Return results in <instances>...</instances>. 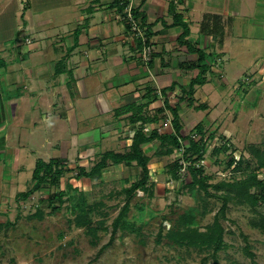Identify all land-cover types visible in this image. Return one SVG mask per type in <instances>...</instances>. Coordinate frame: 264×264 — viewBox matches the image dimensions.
Here are the masks:
<instances>
[{
    "label": "rangeland",
    "instance_id": "1",
    "mask_svg": "<svg viewBox=\"0 0 264 264\" xmlns=\"http://www.w3.org/2000/svg\"><path fill=\"white\" fill-rule=\"evenodd\" d=\"M83 1L74 5L73 0H0V59L5 63L0 68V99L5 106V117L0 118V264H214L209 248L197 245L189 247L186 244L188 241H181L183 245H178L164 237L175 226L178 216L189 208L200 212L204 206L205 213L196 217L197 224L186 228L193 233H208L221 203L211 197L205 203L199 202L186 188L182 189L190 182L185 170L181 169L178 178H173L166 169L182 156V150L158 157L154 154L160 145L158 140L141 147L150 158L147 189L151 191V196L149 192L137 191L130 199L126 220L135 232L118 231L111 245L97 257L100 248L108 243L112 223L125 203L126 193L123 189L136 181L139 169L134 163L129 167L109 166L102 171L99 179L91 180L77 179L75 167L88 170L106 151L125 152L131 144L132 130L139 123L128 124L126 118L131 112L118 117L111 112L109 115L98 113L94 96L110 88L108 78H98L90 70L86 71L83 81L88 97L72 102L67 94L69 90L66 91L64 87L54 86L52 93H47L46 89L50 87L47 83L50 73L47 71L51 72L50 69L38 68L35 73L37 78L33 79L31 68L35 66L32 67L30 59L34 52L37 54L33 58L36 62L38 58L49 62L58 55L61 56L59 60L62 59L67 52L64 32L69 31L74 14H79L86 0ZM116 1L117 10L113 19L125 31L124 23L118 22L116 14L126 4L122 5V0ZM132 2L135 4L137 0ZM248 7L250 10L246 17L233 18L223 29L222 42L207 39L204 43L196 34L187 37L190 42L197 41V45L199 43L213 56L206 83L194 87L192 106L178 100L182 94L177 86L185 85L196 75V71L179 67L191 65L196 56L187 53L177 40L173 44H165V65L168 64L169 68L165 67V80L160 82L161 85L159 82L156 84L154 78L158 62L152 68L146 65L149 61H140L148 80L141 79L137 89L135 86L138 84L133 82L132 85L123 86L122 89L126 90L120 95L123 97L120 106L137 102L138 106L143 107L142 113L153 116L162 108L163 98L147 105L146 101H140L146 92V85L152 83L151 88L157 90L176 83L166 95L172 107H180L182 136L189 134L198 124L203 125L206 138L213 134L212 139L205 141L202 161L195 164L201 165L203 175L209 178L207 186L232 180L230 172L233 166L227 167L230 154L235 161L242 158L254 163L250 147L264 151V0H250ZM108 12L104 10L103 14L108 17ZM48 20L52 25L45 24ZM221 25L223 28L222 22ZM138 26L141 36L146 39L145 26L141 22ZM57 28L63 33L58 38H52V42L49 36L57 33ZM39 31L45 37L42 40L36 37ZM127 34L135 45L136 38L140 36L134 37L128 31ZM152 36L153 31L148 40L151 54H155L160 51L161 43L158 41L156 46L153 45L156 40ZM56 61L54 59L48 65L55 66ZM57 67L61 69L63 66ZM92 70L99 75L107 72L105 65H97ZM113 87L116 88V85ZM39 88L40 93L37 91ZM77 90L79 88L76 89V86L72 89L75 94ZM17 91L23 94V100L7 101ZM24 92L38 94L24 96ZM67 104L75 107L76 125L58 117L63 108L68 109ZM201 104L206 105L205 110H196ZM80 110L83 116H79ZM171 120V114L166 112L164 118L144 126L143 131L170 133ZM104 123H108V126L100 131V125ZM86 129L93 130V133L83 132L81 135ZM225 144L229 151L213 156V148ZM85 145L88 146L84 148ZM181 145L186 147L187 142ZM56 158L64 159L68 170L60 178L59 184L36 191L26 200L18 199V193L25 192L35 184L31 175L36 162L48 163ZM235 178L239 179L240 176ZM258 178H264V171ZM57 192H64L65 195L60 210L53 212L46 201L39 200H45L49 194ZM208 192L215 194L212 188H208ZM68 195H73L75 200L69 202ZM81 198L86 205L93 207L90 220L91 226L97 227L94 235L76 226L75 216L66 211L71 203L80 202ZM37 207L43 210L42 218H30ZM260 210L264 211V204ZM251 218L248 206H228L225 219L218 221L223 229L224 243V248L217 253L218 264H253L243 252L245 241L254 255V264H264V234L249 226ZM159 231L163 234L160 239L157 237Z\"/></svg>",
    "mask_w": 264,
    "mask_h": 264
},
{
    "label": "trees",
    "instance_id": "2",
    "mask_svg": "<svg viewBox=\"0 0 264 264\" xmlns=\"http://www.w3.org/2000/svg\"><path fill=\"white\" fill-rule=\"evenodd\" d=\"M144 2V1H142ZM141 2V3H142ZM173 7L168 8V13L172 15V23L170 27H179L181 29V34L177 38V43L180 46H184L187 53L196 56V60L191 65L180 68H184L188 71H196L194 78L190 79L185 85L177 86L181 91V96L178 98L181 102H187L188 106H192L194 87H200L206 83V75L209 72L210 65L209 62L213 60L212 54L206 52V49L197 48L196 42H190L187 37L189 36V26L187 23L182 21L180 15L175 14ZM139 8H135L133 11L134 17L140 19L141 25L145 26L146 30L144 35L146 36L145 42H142L140 38L135 40V49L137 52L142 51L144 46H149L148 38L151 36V28L153 24H147L146 18L143 13L138 11ZM212 22V24H210ZM127 29V27H126ZM127 32V30H126ZM200 33L207 36L211 40H219L222 42L223 28L220 19L216 16H207L205 20L200 25ZM18 36L14 38L16 41ZM212 45V44H211ZM155 54L150 55V60L146 64L148 67L152 66V58ZM208 60V63H206ZM5 63L0 59V68L3 67ZM63 66L61 69L58 67L54 68V76H59L65 73V66L60 61L56 66ZM5 67V66H4ZM69 85V84H68ZM67 85V86H68ZM176 86V83L171 84L167 88H162L158 91L152 89L150 86L146 88V92L143 95V99H146V105L152 103L156 99L163 98V106L158 109L153 116H149L146 113H142V106L136 104H129L117 108L114 111L115 117L122 115V113L131 112L130 116H127L126 120L128 124L134 125L139 123V126L132 130L133 135L130 138L131 144L127 147V150L123 153H115L113 151H106L101 154L99 160L94 161L95 163L86 170L83 167H75L76 178H88L91 180L99 179L102 171L109 166H131L132 163L139 169V176L130 186L123 189L126 193V199L124 205L121 207L117 217L111 226V237L108 243L100 248L97 257L111 245L115 234L120 231H131L135 232L134 229L130 228L126 220V213L128 211L130 199L134 196L137 191L149 192L148 195L151 196V191L147 189V184L149 181L148 175V163L150 158L144 154L142 150L143 145H149L154 141L158 140L160 145L155 151V155L158 157H163L170 155L174 150H182V156L174 160L173 163L166 166V169L173 178H178L179 171L181 169L185 170V174L189 176L190 182L182 186L186 188L189 194H191L197 201L205 203L207 199L214 198L218 200L221 204L218 208L216 214L214 215L213 227L208 233H193L191 230H187V226H194L197 224L196 217L202 216L205 213L206 207L199 212L195 208H189L186 213L178 216L175 226L172 227L168 233H165L164 237L178 245H183L181 241H188L186 244L189 247L204 246L209 248L211 251L210 257H212L214 264H218L217 253L224 248L223 243V229L219 224L220 219H225L226 211L229 205H235L240 207H249V211L252 214V218L249 220V226L257 229L262 234H264V211L260 210L261 205L264 204V178L259 179V174L264 171V151H259L254 147H250L249 151L254 157V163L249 160L239 159L235 161L233 156L230 154L227 161V167L233 166L230 172V181H221L215 185L207 186L206 181L209 179L203 175V168L197 162L202 161V154L205 151L206 140L212 139L213 134H209L206 138V133L203 129L202 124L196 125L186 136H182L181 131L183 130V124L181 122V117L179 114L180 107H172L167 100L166 92L172 91ZM17 91L13 96L7 98V101H12L18 97ZM143 104V105H145ZM4 103L0 99V118H4ZM206 105H200L196 110H205ZM166 112L171 114L172 120L170 122L171 132L161 134L157 130H150L148 133L143 131V127L156 123L159 119L164 118ZM3 120V119H2ZM1 120V121H2ZM187 142V146L184 147L181 144ZM226 143V142H225ZM183 147V148H182ZM229 151L228 147L225 145L213 148L212 154L217 157L219 154H225ZM227 158V157H226ZM182 161V163H180ZM68 171L66 169V164L64 159H51L48 163L43 161H37L33 169L31 180L35 183L34 186L25 192L17 194L18 199L26 200L34 192L41 189L50 188L59 184L60 178ZM236 176H240L236 179ZM153 186V185H151ZM208 188H212L215 194L208 192ZM219 193V194H217ZM48 195V194H47ZM65 195L64 192H57L49 194L48 197L40 199L39 201H46L47 205L52 208L53 212L59 211L62 204V197ZM75 197L73 195H68L67 199L72 202ZM57 206H54V204ZM95 205V204H94ZM87 208V209H86ZM67 209V208H66ZM93 207L85 204L84 200L81 198L80 202L71 203L70 207L66 210L69 211L71 215L75 216V225L79 228H84L87 233H95L97 227L93 228L90 220V213ZM43 215V210L39 207L36 208L35 212L30 216V218L41 219ZM184 227L185 229H181ZM94 235V234H93ZM163 234L161 231L158 232L157 237L162 238ZM246 239H244L245 241ZM197 245V246H196ZM243 252L252 261L254 255L250 251V247L245 241V246Z\"/></svg>",
    "mask_w": 264,
    "mask_h": 264
},
{
    "label": "crops",
    "instance_id": "3",
    "mask_svg": "<svg viewBox=\"0 0 264 264\" xmlns=\"http://www.w3.org/2000/svg\"><path fill=\"white\" fill-rule=\"evenodd\" d=\"M73 2L74 5L84 3L83 0H73ZM249 2L250 0H137V3H135L134 6L136 8L138 7L139 10L141 9L140 11L144 14L148 24H153V27L151 28L153 31L152 37L156 40L153 41V45L156 46L158 41L161 43L159 46L160 51L155 53V57L152 58L151 66L154 68L156 66V61L159 64L156 66L157 72L154 76L156 84L159 82V85H161L160 82L165 80V67L168 66L167 63V66L165 65V46L170 42H172L171 44L174 43L173 41L176 42L182 32L179 27H170L172 23V15L168 13L169 7H173L175 14L180 15L182 21L188 24L190 36L196 34L197 37H201V39L204 40V43H206L207 39L210 38L200 33L199 24L201 25L207 16L218 17L222 24H224V29L227 24L229 25V22H231L233 18L246 17V13L250 10V7H248ZM104 10L109 11L108 17L103 14ZM116 10V0H86L84 6L79 10V14H74V20L73 23L69 25V31L64 32L66 35L64 38L66 41L65 47L67 48L66 54L63 55L60 60L58 58L61 57L60 55L55 56L56 58H51L49 62H53L54 59L57 60L54 66L51 64L48 65V61L43 62L41 58H38V62H36L33 60L36 53H32L33 55L30 59L32 67H35L31 68L32 75L31 73L29 74L35 79L37 78L35 73L38 71V68L50 69L51 72L47 71V73H50L48 78L49 81H47V83L50 84V87L49 89H46L47 93H52L54 86L59 88L64 87L66 91L67 89L70 91H68L67 94L72 102L79 101L80 99L83 100L88 97L87 88L83 81V76H85L86 71L90 70V73L94 75L96 74L99 76L98 78H108V86L110 88H106L102 93L98 92L94 96V105L100 115H103L104 113L109 115L110 112L114 114V111L117 108L122 107L119 105L123 98L120 95L123 90H126L122 89V87L125 85H132L133 82L134 84H138L135 86V89H137L141 79L145 78L148 80L146 72L142 70L140 65V52L136 51L126 30L124 31V28L113 19ZM45 24L52 25L51 20L45 21ZM58 28L57 33L54 32V35L50 34L49 37L51 41L52 38H58L59 35L63 33L58 30ZM36 34H38L36 35L38 39L42 40L45 38L40 31ZM197 48L203 47H200L198 43ZM54 53L58 54V52ZM60 61L65 66V73H62L59 76H54V68L57 67L56 64ZM97 65H100V67H104L105 65L107 72L101 73V75H99L98 72H93L92 69L97 68ZM64 76H66L67 79L64 78ZM124 77H126V79H123ZM45 79L46 77L44 80ZM71 84H74V86H71ZM114 85H116V88L113 87ZM148 85L151 87L152 83L151 85L147 84L146 88ZM75 86L76 89L77 87L79 88L77 94L72 91ZM160 89H162V86L157 90ZM37 91L40 93V88ZM38 93L24 92V96H33ZM18 94H21V96L14 100H23V94L21 92H18ZM140 101L147 102V100L142 97L140 98ZM116 105H119L120 107H117ZM67 106L68 109L65 110L66 108H63L58 117L62 120L69 121L71 125H76L75 107L71 104H67ZM54 114L57 113L55 112ZM79 116H83L82 110H80ZM100 126L101 131L108 126V123H104ZM83 132L91 134L93 133V130H83L81 135H83ZM87 146L88 145H85L84 148Z\"/></svg>",
    "mask_w": 264,
    "mask_h": 264
},
{
    "label": "built area",
    "instance_id": "4",
    "mask_svg": "<svg viewBox=\"0 0 264 264\" xmlns=\"http://www.w3.org/2000/svg\"><path fill=\"white\" fill-rule=\"evenodd\" d=\"M122 5H125V8L122 9L121 12H118L116 17L118 18V22L124 23L125 27H127V31L134 37L140 36V39L142 38V42H145V38L141 36V30L140 26H138V23L140 22L139 18H135L133 15V11L136 7H133L134 2L132 0H122ZM139 21V22H138ZM150 47L144 46L143 51L140 55L142 62H148L150 60Z\"/></svg>",
    "mask_w": 264,
    "mask_h": 264
}]
</instances>
